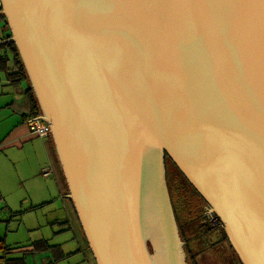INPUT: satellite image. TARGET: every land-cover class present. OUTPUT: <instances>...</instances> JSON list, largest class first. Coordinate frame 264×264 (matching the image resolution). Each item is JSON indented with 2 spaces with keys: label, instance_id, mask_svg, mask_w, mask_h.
Here are the masks:
<instances>
[{
  "label": "water",
  "instance_id": "95a60500",
  "mask_svg": "<svg viewBox=\"0 0 264 264\" xmlns=\"http://www.w3.org/2000/svg\"><path fill=\"white\" fill-rule=\"evenodd\" d=\"M0 3L96 264H191L165 154L264 264V0Z\"/></svg>",
  "mask_w": 264,
  "mask_h": 264
},
{
  "label": "crops",
  "instance_id": "0c3cea01",
  "mask_svg": "<svg viewBox=\"0 0 264 264\" xmlns=\"http://www.w3.org/2000/svg\"><path fill=\"white\" fill-rule=\"evenodd\" d=\"M0 31L5 40L9 30L1 17ZM0 66V262L96 264L74 205L63 196L69 191L49 137L27 127L26 82L12 84Z\"/></svg>",
  "mask_w": 264,
  "mask_h": 264
},
{
  "label": "trees",
  "instance_id": "16d2710c",
  "mask_svg": "<svg viewBox=\"0 0 264 264\" xmlns=\"http://www.w3.org/2000/svg\"><path fill=\"white\" fill-rule=\"evenodd\" d=\"M0 17L3 19L5 27L7 28V22L4 17V15L0 14ZM8 29V28H7ZM9 30V29H8ZM10 36V32L8 31L7 36L5 38H8ZM0 48L3 50V54H0V64H3V69L7 72V78L11 81L12 84H20L22 81L26 82V95L28 96V104H29V112L31 116H39L40 115V109L37 104V100L34 96L33 90L30 86V83L28 81L25 69L23 67V64L21 62L20 56L18 54L17 48L13 42H3L0 44ZM11 61V67L6 66V62ZM1 67V66H0ZM169 161L171 165L174 168V171L176 172V177L179 179H182L183 181H178V183L175 182L174 189L176 190V200L173 203V208L177 210L176 217L178 218L179 227H180V235L182 238V241L185 242L184 246H186V251L188 254V259L191 262V264H198L196 261V255L195 254H202L205 249H209V251H213L212 248L214 245H217L218 243L226 244L228 250L232 254V258L235 261L236 264H241L233 251L232 247L227 241L225 232L222 228V225L218 221L220 228V239H217L213 242V237H211V232L214 230V227H208L207 221L208 217L206 219L201 220L203 215H201L200 209L197 210V204L195 203L194 198H198L200 201H204V199L194 190V188L189 184V182L186 180V178L183 176V174L178 170V168L175 166V164L169 159L167 154H165V162ZM176 178V179H177ZM173 190V189H172ZM192 197L189 199V197ZM192 206H191V205ZM207 205V204H206ZM182 212L181 221L179 219V213ZM214 216V215H213ZM191 228V230L187 231L185 228ZM190 237L187 241L185 238ZM1 247V246H0ZM191 251H195V254Z\"/></svg>",
  "mask_w": 264,
  "mask_h": 264
},
{
  "label": "rangeland",
  "instance_id": "374dc122",
  "mask_svg": "<svg viewBox=\"0 0 264 264\" xmlns=\"http://www.w3.org/2000/svg\"><path fill=\"white\" fill-rule=\"evenodd\" d=\"M5 39H7V38H5ZM164 165H165V167H164V181H165V185H166V189H167V193H168V197H169L168 201L170 202V206L172 208V212H173V215H174V218H175V221H176V224L178 226L179 233H180V227H179L180 222H178V220H177L178 218L176 217L177 210L175 208H173L172 202H175V200H176V190L174 189V184H175V182L178 183V181L181 182L183 180L176 177V174H175L176 172L174 171V168L171 165V163H169V161L165 162V160H164ZM191 198L192 197L190 196L189 199H191ZM194 199H195V203L197 204V206H196L197 210L200 209L201 215H203L201 220L206 219L205 216H207L208 217V221L206 223L207 226L208 227H211V226L214 227V230H212V232H211V237H213V242L216 241L217 239H220V237H221V234H220L221 226H219L218 221H216L215 216L209 214L208 205L204 204V202L200 201L198 198H194ZM181 214H182V212L179 213L180 221L182 218ZM185 230L189 231V230H191V228L187 227V228H185ZM189 238L190 237L185 238L186 241ZM185 249H186V246H185ZM212 250L213 251H209V249H205L202 254H195V251H191V253L193 252V254L196 255V261L198 264H236L232 258L231 252L228 250V248H227L226 244H224V242L218 243L217 245H214ZM186 253H187V251H186Z\"/></svg>",
  "mask_w": 264,
  "mask_h": 264
},
{
  "label": "built area",
  "instance_id": "2783aa9c",
  "mask_svg": "<svg viewBox=\"0 0 264 264\" xmlns=\"http://www.w3.org/2000/svg\"><path fill=\"white\" fill-rule=\"evenodd\" d=\"M0 8H1V3H0ZM1 10V9H0ZM36 116L30 117L28 120L35 118ZM26 121L28 129L34 133L35 135L41 137V138H47L48 136V129H47V123L43 121L41 118H37L31 121ZM50 173L49 168H44L42 170V174L44 176L48 175ZM0 264H2L0 262Z\"/></svg>",
  "mask_w": 264,
  "mask_h": 264
}]
</instances>
